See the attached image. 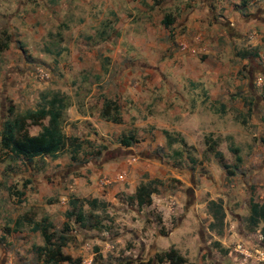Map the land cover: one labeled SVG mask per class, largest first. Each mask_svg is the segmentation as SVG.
Segmentation results:
<instances>
[{
	"label": "crops",
	"instance_id": "1",
	"mask_svg": "<svg viewBox=\"0 0 264 264\" xmlns=\"http://www.w3.org/2000/svg\"><path fill=\"white\" fill-rule=\"evenodd\" d=\"M38 1L33 26L19 27L16 41L21 47L9 44L3 51L13 50L17 55L10 58L7 54L0 86L15 90L12 77L19 71L20 81L32 77L25 70L28 64L22 52L29 61H46L48 67H71L65 80L77 79L78 85L68 86L65 92L62 130L67 137L92 140L101 127V142L107 144L99 157L101 190L123 182L136 167L143 172L158 166L164 173L168 163L162 154L169 158L172 149L179 150L176 141L169 145L165 132L189 134L190 130L201 131L205 123L233 133L229 126L234 123L246 129L236 116L252 108L260 115L253 122L261 128L264 0ZM90 70L99 76H89L92 88L84 92L83 71ZM105 101L117 107L119 122L101 116ZM130 122L140 128V134L131 133L134 143L123 146L119 139ZM158 148L161 156L154 154ZM252 153L250 158H255ZM237 156L242 159L246 152ZM161 157L163 162L158 161ZM261 226L256 232L239 231L238 244L253 254L264 251ZM251 236L256 242H251ZM245 260L256 262L254 257Z\"/></svg>",
	"mask_w": 264,
	"mask_h": 264
},
{
	"label": "rangeland",
	"instance_id": "2",
	"mask_svg": "<svg viewBox=\"0 0 264 264\" xmlns=\"http://www.w3.org/2000/svg\"><path fill=\"white\" fill-rule=\"evenodd\" d=\"M38 6V0H0V31L7 32L9 44H14L15 48L21 47L16 41L18 32H21L19 27L33 26ZM46 28L50 29V26ZM25 35L31 37L29 33ZM22 53L28 64L25 70L32 72V77L20 81L22 71H19L16 77H12L11 85L16 87L15 90L8 91L0 86V129L10 118V109L13 115L37 109L53 93L65 96L68 86L76 88L78 85L77 79L70 83L65 80L71 67H48L46 61H29L28 55ZM7 54L10 58L17 55L13 50L0 52L2 75L3 65L9 61ZM91 75L99 76L98 71H83L84 92L92 88ZM259 117L257 109L253 108L252 112L237 115V121H241L246 129L234 123L229 126L233 127V133L205 123L201 125V131L170 133L179 150L172 149L169 158L164 156L161 148L154 150L156 156L163 153L162 157L168 163L164 173L158 166L154 171L143 172L136 167L128 175L132 181H128L126 174L123 182L113 183L108 190H101L100 185L99 157L107 144L101 142L99 126L98 130L95 128L98 140L76 138L72 143L68 139L66 147L56 156L29 161L11 154H0L4 158L0 160V264H47L33 250V246L44 243L40 233L33 232L31 225L24 222L25 216L32 222L45 218L52 224L51 230L55 231L53 243L61 245L62 253L71 258L70 262L58 264H116L124 259L147 260L170 249L176 250L184 264H248L234 248L240 242L237 241L239 231L256 232L247 223L250 202L262 203L264 200V122L260 129L258 123L253 122ZM70 122L73 123V119ZM66 125L64 128L69 131ZM38 130L37 127L29 128L30 134H36ZM139 130L130 122L121 135L130 136L132 133L139 136ZM216 131L221 136L206 135ZM71 136L68 138H73ZM207 139L214 147L213 151L207 147ZM190 143L195 146H188L192 145ZM234 149H237L236 155L246 152V157L241 159L245 167L236 163ZM214 151L222 152L232 175L221 167ZM252 152L256 154L255 158H250ZM76 154L79 155L73 159L72 155ZM162 157L158 158L159 162L164 161ZM234 164L236 167H232ZM141 184L153 191L151 205L139 207L133 200ZM71 198L97 199L95 209L83 203L82 210L85 215H90L91 223L98 222V228L82 229L74 218L65 217L67 210L72 208ZM212 201L223 205L225 215L222 222L213 216ZM64 223L69 229L68 238L60 239ZM252 237L251 242H256L257 239Z\"/></svg>",
	"mask_w": 264,
	"mask_h": 264
},
{
	"label": "trees",
	"instance_id": "3",
	"mask_svg": "<svg viewBox=\"0 0 264 264\" xmlns=\"http://www.w3.org/2000/svg\"><path fill=\"white\" fill-rule=\"evenodd\" d=\"M9 35L5 30L0 31V52L5 51L8 48ZM66 103L64 96L58 93H53L50 98L44 102L39 108L32 110L28 109L21 114L13 115V111L9 110L10 118L6 119L0 129V154H11L14 156L25 158L29 161L37 157L44 156H56L59 154L67 145L68 139L70 141L76 142V138H68L62 130L61 118L63 111L65 110ZM116 106L111 101H105L101 116L106 120L112 122H119L120 118L116 114ZM112 109L114 113H112ZM37 127L39 130L36 134H30L29 128ZM167 142L172 144L176 140L165 132ZM119 142L123 146H130L134 143V138L132 136L126 137L122 136ZM209 139L206 140V145L211 151L214 147L209 144ZM79 148V145H77ZM234 155L237 154V149L233 150ZM215 158L218 160L219 164L224 170L230 169V166L225 163L224 157L221 152H213ZM0 160L4 159L1 158ZM75 159L76 155H72ZM236 163H240L241 159L236 155ZM232 167H236L234 164ZM232 171H228L229 175H232ZM153 191L146 185L141 184L137 187L133 200L139 207L151 205V195ZM71 209L67 210L65 217L67 219L74 218L77 225L82 229H94L98 228V222L91 223L90 215H85L82 210L83 203H86L91 209L97 207V199L91 200H79L78 198H71L70 200ZM210 206L215 209L213 216L222 222L224 220V210L221 202H210ZM24 222L31 225V230L33 232H39L42 240V246H33V250L40 254L41 258H44L47 264H58L61 262L71 261L70 256L62 253V246L53 243L55 238V231H52V224L47 222L44 218L40 222H32L26 216L23 218ZM247 223L252 228L255 229L261 223L260 235L262 236L261 244L264 245V200L262 203L250 202L249 204V215L247 217ZM20 226V222L18 223ZM69 229L67 224H63L61 230L60 239L68 238L66 233ZM51 247V248H50ZM53 247V248H52ZM167 262L168 264H184V259L176 252L174 249H170L167 252L156 254L154 258L147 260H132L124 259L116 264H160Z\"/></svg>",
	"mask_w": 264,
	"mask_h": 264
},
{
	"label": "built area",
	"instance_id": "4",
	"mask_svg": "<svg viewBox=\"0 0 264 264\" xmlns=\"http://www.w3.org/2000/svg\"><path fill=\"white\" fill-rule=\"evenodd\" d=\"M41 76L43 75V72L40 71ZM120 179H123V175L120 176ZM234 251L243 255L245 258H253L256 262L264 264V251L261 250H255L254 254L251 251L246 250L241 244H237L234 248Z\"/></svg>",
	"mask_w": 264,
	"mask_h": 264
}]
</instances>
